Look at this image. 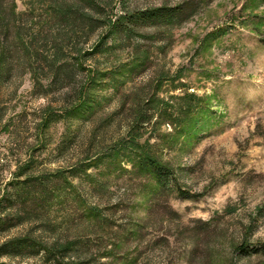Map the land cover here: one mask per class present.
<instances>
[{"label":"rangeland","instance_id":"obj_1","mask_svg":"<svg viewBox=\"0 0 264 264\" xmlns=\"http://www.w3.org/2000/svg\"><path fill=\"white\" fill-rule=\"evenodd\" d=\"M12 1L23 21H45L41 0ZM130 1L149 8L182 0ZM119 10L113 3L105 15L114 21ZM112 32L103 26L82 45L111 33L112 49L84 60L82 114L73 111L72 87L42 80L39 90L15 66L0 91V188L30 179L33 209L30 198L41 201L34 181L61 174L48 220L61 237L87 244L77 264H264L239 251L264 242V0H212L185 22L146 28L123 44ZM138 44L148 57L140 68ZM145 148L172 171L169 192L137 169ZM77 198L104 221L80 218ZM25 234L52 241L41 211L0 233V244ZM0 261L45 264L41 254Z\"/></svg>","mask_w":264,"mask_h":264},{"label":"trees","instance_id":"obj_2","mask_svg":"<svg viewBox=\"0 0 264 264\" xmlns=\"http://www.w3.org/2000/svg\"><path fill=\"white\" fill-rule=\"evenodd\" d=\"M211 1L182 0L172 6L163 4L140 8L130 0H41L45 21L34 23L33 17L23 21V14L15 11L12 0H0V91L18 65L23 73V70L30 72L39 90L42 80L47 82L49 88L72 87L77 99L73 111L80 113L82 107L87 104L83 99L86 86H83V78L80 76L81 71L86 70L84 60L94 59L105 47H113L107 46V38L111 35L108 33L100 36L88 49L82 51V45L88 44L97 30L109 26L113 29L112 34H115L112 40L123 44L124 41L137 37L139 32L146 28L173 26L185 22ZM113 3L119 4L120 7V13L113 17L114 21L108 14L105 15V9ZM135 58L134 63L138 62L136 67L140 68L147 63L148 57L143 45L138 44L135 48ZM92 73V70L88 69L87 84L95 81V74ZM2 118L3 109L0 107V120ZM118 155L119 152H115L113 158ZM92 162L96 164L97 159ZM135 162L139 171L151 175L157 181L160 194L170 191L167 186L174 180L172 171L155 153L146 148L142 149L136 154ZM60 175L42 176L38 181L34 179L33 185L41 187V201L31 197V203L36 206L33 209L27 207L28 195L31 194L27 188L30 179L16 180L11 191L0 188V233L20 224L25 216L41 211L43 233H50L52 238L50 243H45L42 239L37 240L29 234L9 239L0 244V260L4 257L23 258L41 254L45 264H77L82 258L83 249L87 244L79 239H71L68 235L61 237L57 233V226L48 220L50 210L58 202L56 200L60 192ZM77 203L78 208H82L80 218L93 217L100 224L104 221L95 206L89 205L81 198H77ZM10 211L14 213H9ZM239 251L264 256V242L251 249L245 245L240 246ZM89 259L94 260L92 257ZM0 264L11 263L0 261Z\"/></svg>","mask_w":264,"mask_h":264}]
</instances>
